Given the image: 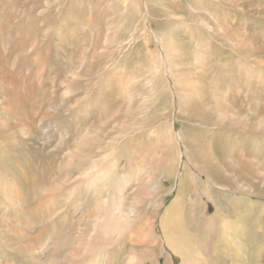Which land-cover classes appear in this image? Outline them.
Segmentation results:
<instances>
[{"label":"rangeland","instance_id":"rangeland-1","mask_svg":"<svg viewBox=\"0 0 264 264\" xmlns=\"http://www.w3.org/2000/svg\"><path fill=\"white\" fill-rule=\"evenodd\" d=\"M257 120L264 0H0V264H165L175 197L188 257L230 220L264 264Z\"/></svg>","mask_w":264,"mask_h":264},{"label":"bare ground","instance_id":"bare-ground-1","mask_svg":"<svg viewBox=\"0 0 264 264\" xmlns=\"http://www.w3.org/2000/svg\"><path fill=\"white\" fill-rule=\"evenodd\" d=\"M202 23L204 24L205 22H202ZM205 27L208 28L209 30L212 29V27L209 24H206ZM246 62H248V61H246ZM253 75H252V72H251V74H248L249 78H251L249 81L250 82L249 86H251L252 83L256 82V81L255 82L252 81ZM254 77H255V75H254ZM254 79H256V77ZM174 95H175L174 102H175V105L177 107L179 105L178 94L176 95L174 92ZM257 122L259 125L258 128L264 129V123H260L258 120H257ZM249 127H250V125H249ZM252 128L254 129L257 127H254L252 125ZM260 129H258V130H260ZM250 168H251V170L249 172H247L248 176L254 175V171L252 170V167H250ZM67 170H69V168H67ZM96 170H97V168H96ZM98 171L100 172V168ZM255 173H256V171H255ZM66 175H67V172H66ZM76 175H78V174H76ZM93 175H95V174H93ZM206 177L208 179L210 178L207 174H206ZM70 179H71V177H70ZM68 180H69V178H68ZM188 180L196 182L199 179L194 177L191 174V176L188 178ZM151 185L152 186L151 187L149 186V187H150V190L152 192V195L155 196V198L150 199V201H153V203L151 205L152 207L150 209V214L154 217L156 215L157 211L159 210L160 206H161V197H158V195H156L154 193V191L158 192L160 190L158 183L155 182V183H152ZM137 187L138 186H136V188ZM181 191H182L181 188H179L180 194H181ZM200 191L202 193H204L205 195H207V197H208V192L211 191V189L207 188L204 184H202L200 187ZM236 199L240 200L239 198H236ZM245 201H247V200H245ZM243 202H244V200H243ZM254 204H255V202H254ZM126 210H127V205L125 203H122V205L118 208V211L122 212V213L125 212ZM188 213H190V218L187 219V222L190 223V225L193 227V229H196V230L203 229L206 226V223L202 222L203 219H201V218L199 219L195 212H188ZM182 215H183V211L180 208H178V198H176V197L171 201V203L164 209L163 213L160 215V221H159L160 225H159L158 230H159V233L161 234L163 241L165 242V245L167 246L169 252L165 251L161 248L160 241L158 242L157 250H160L159 253L164 257L165 264H171L173 260L177 261L176 264H196V261L201 259V258L203 259L204 264H213L214 262H219V261H222L223 262L222 264H241L242 260L240 257H241V249H242L241 247L242 246H240V243L237 241L236 238L233 237V239H229L230 234H229L228 230H230L231 228H230V225L228 226V223L230 222V220L227 224H225L226 228L225 227L223 228L224 229L223 231L225 233L222 235V238H219L215 242V244L213 246L214 250H204L206 246H197L196 250H194V257H188V254L191 252V250H187L188 248H187V245L185 244V240L183 238V232H182V229L180 227V223H182ZM148 232L155 235L153 227H150ZM224 236H225V238H223ZM222 241L224 244L222 243ZM230 241H232V245L230 246V247H232L231 250H229L230 247H229V249L227 247V244ZM159 244H160V246H159ZM225 244H226V246H225ZM213 257H215V258L212 259Z\"/></svg>","mask_w":264,"mask_h":264}]
</instances>
